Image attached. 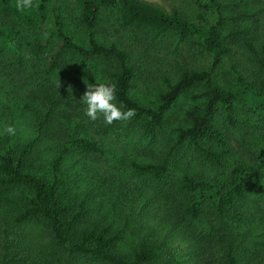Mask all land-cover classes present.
<instances>
[{"label": "trees", "instance_id": "trees-1", "mask_svg": "<svg viewBox=\"0 0 264 264\" xmlns=\"http://www.w3.org/2000/svg\"><path fill=\"white\" fill-rule=\"evenodd\" d=\"M34 4L38 6L21 12L15 7V0H0V57L5 54V43L15 41L22 30L35 37L31 45V52L35 56L57 46L60 50L57 62L70 73L71 88L101 81L115 84V103H123L126 106L124 110L134 109L136 114L131 122L139 123L143 134L151 139L165 125L167 114L180 97L196 86L204 85L202 92L193 93L194 102L185 112L187 123L175 127L176 138L166 154L159 161L130 162L132 172L139 178H149L154 189L166 181L170 161L183 146H190L205 162L225 165L232 147L217 121L221 109L230 127L237 125L239 103H243L249 114L264 116V80L257 84L237 73L236 82L231 88H222L215 82V73L221 67L224 57L233 52L235 42H240L254 55L264 73V43L261 53L257 48V36L252 32V26L259 19L255 11L243 9L247 4L244 0H199L201 11L194 19L185 18L175 8L168 10L149 0H82L76 17L51 0H34ZM103 7H119L123 25L140 32L149 44L166 37L167 33L190 42L198 39L211 56L210 68L200 70L185 61H178L175 81L163 75L167 89L161 93L159 105L153 108L141 104L130 93L138 58L134 59L116 41L106 43L99 39ZM210 11L215 12L212 21L207 24L198 21ZM250 19L253 25L247 24ZM72 20H77L81 34L79 30L75 31ZM2 65L3 60H0V68ZM29 97L34 105L42 106L46 122L57 115L73 123L76 130L57 147L58 152L52 159L51 178L39 176L26 168L38 146L43 124L39 125L38 134L24 145L17 143L2 146L0 197L9 199L6 194L9 186L29 188L31 197L16 217V223L42 220L59 246L66 249V257L70 256L73 264H82L80 260L83 261L86 256L92 262L103 264H157L161 256L166 255L170 260L175 258L173 248L168 245V238L181 223V217H200L206 202L211 200L214 214L225 218L229 212L237 209L239 201L246 195L248 182L258 169L237 159L226 183L186 172L177 181L176 188L177 193L181 194V208L176 216L168 212L160 216L161 224L169 227L165 236L161 237L159 228L156 231L148 225L141 232L131 253L126 254L116 248L117 243L125 237L128 227L133 225L134 229L141 228L144 224L142 215L153 203L152 193H146L141 181L135 178L116 179L109 170L90 168L87 162L84 169L89 177L88 188L78 204L66 196L61 185L65 161L73 148L78 152L77 159L84 157L87 160L88 156L104 153L103 139L116 121L111 125L105 124L102 118L91 121L84 115L86 106L81 101L82 95L74 97L73 94H57L52 86L33 91ZM26 105L30 107L29 103ZM88 127L92 129V134L81 132ZM71 159L74 162L73 157ZM260 161L264 166V148ZM262 214L264 219V207ZM110 215L114 221H109ZM118 221L121 224L114 229ZM213 235L221 245L219 259L226 264H244L238 255L236 236L228 231L227 224L214 228ZM1 248L4 251L0 264H20L22 260L9 257L10 246L7 241L3 243L0 233ZM207 251V257L199 258L196 264L214 262L217 253L213 245L208 246Z\"/></svg>", "mask_w": 264, "mask_h": 264}, {"label": "rangeland", "instance_id": "rangeland-1", "mask_svg": "<svg viewBox=\"0 0 264 264\" xmlns=\"http://www.w3.org/2000/svg\"><path fill=\"white\" fill-rule=\"evenodd\" d=\"M158 3L168 10L177 9L182 16L194 19L201 11L199 0H149ZM229 2L231 0H220ZM243 6L248 12H256L258 23L252 26V32L257 36V48L262 53L264 43V0H244ZM57 6L69 10L72 16H78L82 0H51ZM215 12L210 11L205 18L198 21L204 24L215 18ZM73 19V18H72ZM75 31H80L77 20H72ZM253 25L252 19L247 21ZM72 28V27H71ZM82 32L80 31V34ZM101 42H113L125 48L133 58H138L136 76L131 88V95L141 104L156 108L160 103V95L167 89L163 75L170 76L174 81L177 62L185 61L196 69L210 68V54L203 48L198 39L190 42L180 40L173 33H167L154 44H149L143 35L123 25L120 8L103 7L102 19L99 28ZM77 37L78 34H75ZM81 36V35H80ZM35 37L22 30L15 41L5 43V54L0 57L3 65L0 68V148L17 144L24 145L29 139L38 134L39 125L43 124V131L38 146L35 147L27 169L51 178L52 159L58 146L75 132L74 124H70L60 116L44 120L45 112L40 104L32 103L30 94L42 87L52 86L57 94L74 97L81 96L86 85L77 88L69 86L70 73L61 67L58 62L59 49L50 48L39 56L31 52V45ZM235 42V41H233ZM235 48L226 55L221 67L215 73V82L222 88H231L236 82L237 73H241L248 80L257 84L264 80V73L255 61L252 53L246 50L240 42L233 43ZM103 66V65H102ZM238 71V72H237ZM60 81V87L58 82ZM204 85L196 86L183 94L167 114L165 125L160 128L154 139L143 134L139 123L116 121L103 139L105 152L88 156L85 160L77 159L78 152L73 148L67 157L63 168L62 190L68 198L79 203L88 188V174L84 169L85 163L96 170H109L110 174L121 177L123 180L135 178L141 181L146 193H152V204L145 209L144 224L139 230L127 228L125 237L116 248L130 254L137 245L140 234L145 228L153 226L159 228L161 237L165 236L169 227L161 224L160 216L168 212L176 216L181 208V194L176 191L177 181L186 172L203 176L207 180H216L226 183L229 179L233 163L238 159L245 165L257 167L256 174L247 184L246 195L237 205V209L229 212L225 218L218 217L212 210V201L206 202L203 212L198 218L181 217V223L168 238V245L173 248L175 258L169 259L166 255L160 257L157 264H196L199 258L207 257L208 246L213 245L214 255L212 264H226L219 259L221 245L216 242L213 229L227 224L229 232L235 234L238 244V255L244 264H264V166L260 161V154L264 148V116L249 114L243 103L237 105V125H227L225 113L217 115V121L226 133L227 140L232 147L231 156L224 166H217L203 161L190 146L179 148L170 161V171L166 181L159 187H151L149 178H139L130 167L131 160L140 162L159 161L167 152L170 144L176 138L175 127L187 123L185 112L194 102L193 93L202 92ZM30 104L28 107L26 104ZM86 116V114L84 113ZM13 125L16 134L4 133L6 125ZM82 133L92 134L87 128ZM74 162L72 161V158ZM114 179V178H112ZM6 194L9 199L0 197V233L3 243L10 246L9 257L22 260L20 264H73L72 258L66 254V249L59 246L53 234L44 225L43 221H32L27 224H17L16 217L28 203L31 193L24 186H9ZM150 209V211H149ZM172 210V211H170ZM115 219L110 215L109 221ZM121 224H114L115 229ZM0 249V257L3 254ZM82 264H103L92 262L89 257H83ZM81 264V263H80Z\"/></svg>", "mask_w": 264, "mask_h": 264}, {"label": "clouds", "instance_id": "clouds-1", "mask_svg": "<svg viewBox=\"0 0 264 264\" xmlns=\"http://www.w3.org/2000/svg\"><path fill=\"white\" fill-rule=\"evenodd\" d=\"M38 5L34 0H15V7L18 11L31 10ZM60 87V81L58 82ZM82 103L86 106L84 111L91 121L103 119L104 123L111 125L114 121H128L135 116L134 109L124 110L126 106L115 103L116 91L115 84L108 81L87 84L86 90L81 97ZM4 133L15 135L16 128L9 124L4 127Z\"/></svg>", "mask_w": 264, "mask_h": 264}]
</instances>
